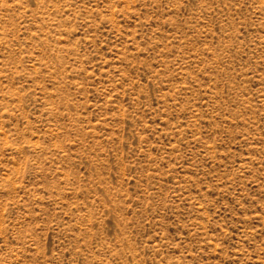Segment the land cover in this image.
Wrapping results in <instances>:
<instances>
[{"label": "rangeland", "instance_id": "rangeland-1", "mask_svg": "<svg viewBox=\"0 0 264 264\" xmlns=\"http://www.w3.org/2000/svg\"><path fill=\"white\" fill-rule=\"evenodd\" d=\"M0 264H264V0H0Z\"/></svg>", "mask_w": 264, "mask_h": 264}]
</instances>
